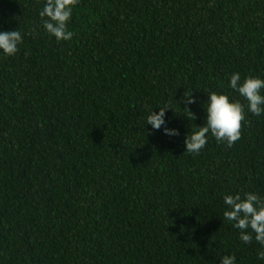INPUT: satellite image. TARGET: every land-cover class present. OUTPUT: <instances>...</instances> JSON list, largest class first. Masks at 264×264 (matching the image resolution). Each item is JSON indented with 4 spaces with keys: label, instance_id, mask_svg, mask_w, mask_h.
Listing matches in <instances>:
<instances>
[{
    "label": "trees",
    "instance_id": "1",
    "mask_svg": "<svg viewBox=\"0 0 264 264\" xmlns=\"http://www.w3.org/2000/svg\"><path fill=\"white\" fill-rule=\"evenodd\" d=\"M43 3L0 0V31L23 35L0 54V264H264L222 199L264 197V115L184 148L209 92L244 103L231 74L264 79V0H79L59 43ZM169 102L175 138L146 127Z\"/></svg>",
    "mask_w": 264,
    "mask_h": 264
},
{
    "label": "clouds",
    "instance_id": "2",
    "mask_svg": "<svg viewBox=\"0 0 264 264\" xmlns=\"http://www.w3.org/2000/svg\"><path fill=\"white\" fill-rule=\"evenodd\" d=\"M79 0H44L39 16L43 21V29L55 39L57 43L68 42L74 33L69 30L73 11ZM23 44V35L20 31H0V54L6 57H15ZM228 88L243 98L244 103L229 94L209 92L207 103L204 105L206 118L204 126L189 129L184 136V148L189 154L199 155L212 137L218 144L233 146L241 138L242 122L246 121L248 113L260 117L264 115V79L248 76L241 82V74L234 72L228 79ZM178 103L191 105L195 100L191 94L181 97ZM154 111L146 107L148 113L146 127L150 132H161L169 138L180 136V131L169 127L166 112H173L171 102L165 103ZM181 109V108H180ZM192 120L196 117L189 108H184ZM223 217L232 223L233 228L239 230V239L244 245L253 241L260 246L257 258L264 261V197L253 192H239L224 194ZM220 264H236L235 256L226 255L220 258Z\"/></svg>",
    "mask_w": 264,
    "mask_h": 264
}]
</instances>
